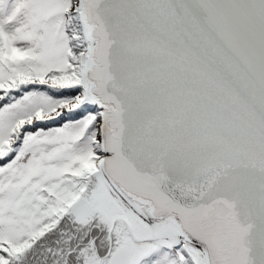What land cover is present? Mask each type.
I'll list each match as a JSON object with an SVG mask.
<instances>
[{
    "label": "snow or ice",
    "instance_id": "obj_1",
    "mask_svg": "<svg viewBox=\"0 0 264 264\" xmlns=\"http://www.w3.org/2000/svg\"><path fill=\"white\" fill-rule=\"evenodd\" d=\"M0 264H264V0H0Z\"/></svg>",
    "mask_w": 264,
    "mask_h": 264
}]
</instances>
